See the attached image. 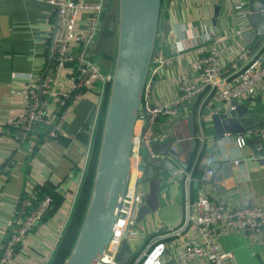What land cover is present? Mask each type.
<instances>
[{"label":"crops","instance_id":"crops-1","mask_svg":"<svg viewBox=\"0 0 264 264\" xmlns=\"http://www.w3.org/2000/svg\"><path fill=\"white\" fill-rule=\"evenodd\" d=\"M241 2L248 0H163L161 20L170 24L171 31L167 35L161 32L160 44L165 55L174 58V62L163 68L157 77L155 104L173 103L179 99L182 91L178 83L183 78L194 86L200 85V72L192 67V63L198 51L211 43V30L217 32L225 47V76L230 81L234 78L232 65L238 62L242 53H247L250 61L260 59L264 65V38L259 43V35L253 37L251 43L244 38L252 27L246 16L239 18ZM117 11V1L113 0L112 7L104 14L99 37L90 49V60L107 74L113 70L117 53ZM243 11L248 12L247 5L243 6ZM112 14H115L113 20ZM56 17L49 0H0V119L21 108L27 85V77L23 76L39 78L45 71ZM87 20L88 15L83 13L79 21L81 30L85 29ZM107 88V84L96 83L92 90L85 92L71 108L58 139H47L35 132L27 142L20 143L15 139L14 131L0 128V255L24 191L34 190L41 197L53 199L52 208L8 264H51L87 174L90 153L104 115ZM241 103L248 105L255 114L264 116V82L255 86ZM224 107L217 89L213 93L206 89L180 105L186 118L190 113L195 114L198 142L191 169L187 172L192 177L188 181V176L186 185L185 222L195 212L199 190L231 209L264 205V163L247 145L239 148L236 137L219 141L214 136L211 115ZM203 115L207 116L209 130L205 129V122L199 121ZM169 123L167 117H161L159 129H166ZM175 129L182 139H186L181 144L184 160L191 148L188 124ZM237 160L239 165L235 163ZM226 161L232 166L229 177L225 176L222 167ZM208 167L221 173L223 178L215 176L213 181L202 183L200 175ZM165 237L164 260L169 262L181 263L182 246L200 242L197 228L191 222L184 223L178 236ZM218 246L234 253V264H264V232L244 236L238 232L220 231ZM190 264L210 263L197 259Z\"/></svg>","mask_w":264,"mask_h":264},{"label":"water","instance_id":"water-1","mask_svg":"<svg viewBox=\"0 0 264 264\" xmlns=\"http://www.w3.org/2000/svg\"><path fill=\"white\" fill-rule=\"evenodd\" d=\"M116 1L117 53L113 70L108 73L110 79L103 106L104 115L90 153L80 195L51 264L70 231L93 162V177L81 224L63 264L98 263L114 235L121 199L134 180L135 205L126 234L117 250L115 259L118 264H134L152 241L175 233L186 219L187 172L191 169L198 144L195 114L190 113L187 117L191 148L184 160L180 152L171 150L174 140L155 141L151 149L142 144L151 121L148 113L145 114L138 150L134 144L145 86L154 54L160 46V34L163 32L167 35L171 31L170 24L161 20L163 0ZM112 3L113 0H104L103 13L110 10ZM247 6L245 16L252 31L244 38L250 42L259 35V43L264 38V0H248ZM219 12L220 8L216 11L217 16ZM102 26L103 19L90 49L99 37ZM90 49L87 55L89 59ZM50 65L51 62L40 79L41 96ZM211 120L217 140L242 137L253 155L264 163V116L255 114L248 105L234 100L230 107L215 111ZM136 154L139 155V163L135 170ZM222 167L225 176H232L231 163L226 161ZM218 173L215 171V176L222 179L221 173Z\"/></svg>","mask_w":264,"mask_h":264},{"label":"built area","instance_id":"built-area-1","mask_svg":"<svg viewBox=\"0 0 264 264\" xmlns=\"http://www.w3.org/2000/svg\"><path fill=\"white\" fill-rule=\"evenodd\" d=\"M103 3L104 0H97L95 3L88 2V0H49L57 17L56 29L51 36L49 58L45 67L47 68L51 62L43 82V96L39 93L41 77L23 76L27 77L25 78L27 85L22 97L21 108L16 113L0 119V128L14 131V137L20 143L27 142L36 132L37 126L46 128L47 139H58L71 113V108L83 98L85 92L92 90L96 83L103 85L108 83L109 74L101 71L87 57L90 45L103 19ZM241 4L239 8H242V11L239 12V18H244L246 14L243 6L247 3L241 2ZM83 13L88 15V20L85 29L81 30L79 21ZM209 36L211 43L198 51L192 63V67L200 72V85L194 86L188 79H181L178 84L182 95L173 103H154V94L158 90L157 77L163 68H168L174 62V58L165 55L162 43L156 49L138 116L139 123L134 138L137 150L141 146L145 114L148 113L151 115V121L142 144L151 149L155 141L174 140L171 150L175 153L180 152L182 159L181 144L186 139L178 135L175 127L187 123V118L181 113L180 105L196 98L206 89H209L211 93L217 89L222 102L228 108L232 101L241 102L252 93L255 86L264 82V65L261 64L260 59L250 61L247 53H242L238 58L239 63L232 65L234 78L230 81L225 76L223 62L225 47L221 45L222 42L218 39L217 32L211 30ZM161 117H167L170 120L167 126L172 127L171 130L168 127L159 129ZM206 117L205 115L200 116L199 121L208 122ZM204 126L208 129L207 123ZM236 143L239 148L246 146V141L242 137H237ZM138 163L139 155L136 154L135 170ZM235 163L239 165L240 161L237 160ZM188 176L189 181L192 174ZM214 178L215 170L208 167L202 173L200 181L208 183ZM135 188L134 180L121 199L118 221L109 248L97 264H118L115 257L133 215L136 199ZM52 205L53 199L50 196L41 197L39 193L30 189L24 191L11 220L9 238L2 249L0 264H8L15 258L18 247L27 242L30 233L43 221ZM194 210L195 212L187 217L186 222L195 224L200 242L185 243L182 246V262L176 264H190L197 259L206 260L210 264H234V253L223 251L218 246L220 231L238 232L244 236L264 232V205L251 204L231 209L212 200L205 192L199 190ZM180 230L171 235L178 236ZM165 238L161 237L151 243L134 264L169 263L170 260H164L166 248L163 240Z\"/></svg>","mask_w":264,"mask_h":264},{"label":"trees","instance_id":"trees-1","mask_svg":"<svg viewBox=\"0 0 264 264\" xmlns=\"http://www.w3.org/2000/svg\"><path fill=\"white\" fill-rule=\"evenodd\" d=\"M166 121H167V119H166ZM163 122H165V120H163ZM36 133L41 134V136H45V137L47 136V130H46V128H44V126H37L36 127ZM93 171H94V162L92 164L91 170L89 171L88 182L85 186L84 193H83L82 198L80 200L77 213H76L75 218H74L72 225H71V229H70L65 241L61 244V249L58 253V256L56 257V260L52 264H63L65 258L67 257V255L70 251V248H71V246H72V244L76 238V235L78 233V230H79V227L81 224L84 208L86 206V202H87V198H88V194H89V189H90L91 181H92V177H93Z\"/></svg>","mask_w":264,"mask_h":264},{"label":"rangeland","instance_id":"rangeland-1","mask_svg":"<svg viewBox=\"0 0 264 264\" xmlns=\"http://www.w3.org/2000/svg\"><path fill=\"white\" fill-rule=\"evenodd\" d=\"M110 17H111L112 20H113V19L115 18V14H112Z\"/></svg>","mask_w":264,"mask_h":264},{"label":"flooded vegetation","instance_id":"flooded-vegetation-1","mask_svg":"<svg viewBox=\"0 0 264 264\" xmlns=\"http://www.w3.org/2000/svg\"><path fill=\"white\" fill-rule=\"evenodd\" d=\"M104 14H105V12H104ZM104 14H103V19H104Z\"/></svg>","mask_w":264,"mask_h":264}]
</instances>
